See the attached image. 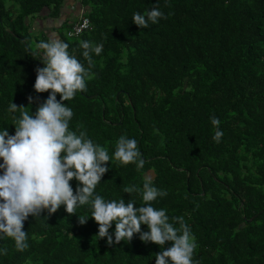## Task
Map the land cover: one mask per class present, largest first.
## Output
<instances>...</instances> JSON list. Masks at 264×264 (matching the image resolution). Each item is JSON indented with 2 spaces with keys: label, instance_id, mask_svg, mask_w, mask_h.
<instances>
[{
  "label": "trees",
  "instance_id": "obj_1",
  "mask_svg": "<svg viewBox=\"0 0 264 264\" xmlns=\"http://www.w3.org/2000/svg\"><path fill=\"white\" fill-rule=\"evenodd\" d=\"M67 1L75 8L61 14ZM153 7L164 13L157 23H133V13ZM82 15L89 27L69 35ZM43 21L50 34L37 28ZM52 33L89 69L86 88L65 103L69 130L108 150L95 192L137 207L141 193L124 189L142 187L151 173L167 191L151 203L190 226L194 261L264 264V0H0V128L10 133L21 112L35 113L48 95L33 84L43 66L37 43ZM81 40L102 45L91 65ZM217 128L223 135L213 139ZM121 135L137 140L143 168L113 156ZM77 183L70 181L74 190ZM77 215L89 218L80 224ZM24 230L22 251L0 239V264H155L163 247L138 234L109 246L87 204L30 215Z\"/></svg>",
  "mask_w": 264,
  "mask_h": 264
},
{
  "label": "clouds",
  "instance_id": "obj_2",
  "mask_svg": "<svg viewBox=\"0 0 264 264\" xmlns=\"http://www.w3.org/2000/svg\"><path fill=\"white\" fill-rule=\"evenodd\" d=\"M163 15L158 7H153L144 13H133L132 21L137 26L147 27L149 23H157ZM80 47L89 65L91 54L98 55L102 51V45L93 46L87 40H81ZM37 48L43 66L35 68L33 88L37 93L48 91V95L35 113L21 112L13 133L7 127L0 128V239L12 238L16 249L22 251L28 247L24 222L30 215L40 216L45 211L51 215L61 205L70 214L75 213L78 206L87 204L90 217L98 224L96 235L106 237L109 246L125 238L130 241L138 234L146 244L154 242L163 246L156 253L155 264H198L193 260L196 242L190 226L182 217L170 218L166 209L156 208L151 203L158 196H166L167 191L153 184L154 177L150 173H145L142 187L131 185L124 189L129 194L141 193L144 203L137 207L132 199H105L95 192L109 169L108 150L84 131L77 134L69 130L73 110L65 103L77 91L86 88L89 69L69 53L67 42L55 33L47 40L38 41ZM28 99L31 101L32 97ZM18 108L13 101L8 105V111L13 114ZM211 123L219 125V118L211 117ZM222 135V130L217 128L213 139ZM113 156L123 164L135 162L138 169L145 163L137 140L125 135L118 138ZM73 179L78 181L75 190L70 184ZM77 216L80 224L89 218ZM142 225L146 230H142ZM166 242H170L167 247ZM6 251L0 248V255Z\"/></svg>",
  "mask_w": 264,
  "mask_h": 264
},
{
  "label": "built area",
  "instance_id": "obj_3",
  "mask_svg": "<svg viewBox=\"0 0 264 264\" xmlns=\"http://www.w3.org/2000/svg\"><path fill=\"white\" fill-rule=\"evenodd\" d=\"M89 27V20L86 16L82 15L77 21H75L72 26L71 30L69 31V35H74L80 33L84 29Z\"/></svg>",
  "mask_w": 264,
  "mask_h": 264
},
{
  "label": "crops",
  "instance_id": "obj_4",
  "mask_svg": "<svg viewBox=\"0 0 264 264\" xmlns=\"http://www.w3.org/2000/svg\"><path fill=\"white\" fill-rule=\"evenodd\" d=\"M71 6H72V4L69 1H67V3L65 4V6H64V8H63V10L61 12V14L67 13L68 11L70 12L71 11V8H73V6L72 7ZM76 9L79 10L78 7ZM74 13L76 14V12H74ZM36 25H37V28L39 30H45V32H47V34H50L52 32V30H53L52 29V23H50V21L37 22Z\"/></svg>",
  "mask_w": 264,
  "mask_h": 264
},
{
  "label": "rangeland",
  "instance_id": "obj_5",
  "mask_svg": "<svg viewBox=\"0 0 264 264\" xmlns=\"http://www.w3.org/2000/svg\"><path fill=\"white\" fill-rule=\"evenodd\" d=\"M151 174V173H150Z\"/></svg>",
  "mask_w": 264,
  "mask_h": 264
}]
</instances>
